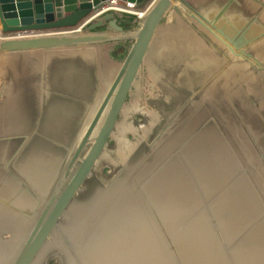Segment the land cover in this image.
Listing matches in <instances>:
<instances>
[{"label":"water","instance_id":"1","mask_svg":"<svg viewBox=\"0 0 264 264\" xmlns=\"http://www.w3.org/2000/svg\"><path fill=\"white\" fill-rule=\"evenodd\" d=\"M106 1L0 0V264H264V0Z\"/></svg>","mask_w":264,"mask_h":264},{"label":"built area","instance_id":"2","mask_svg":"<svg viewBox=\"0 0 264 264\" xmlns=\"http://www.w3.org/2000/svg\"><path fill=\"white\" fill-rule=\"evenodd\" d=\"M146 7L147 6L139 7L134 2L121 1V0H108L100 6L98 11L100 12V11L107 10V9H116V10L134 13L140 16L141 14H143ZM42 32L43 31L29 30V31H17V32L6 33L5 35L6 36H23V35H31L35 33H42Z\"/></svg>","mask_w":264,"mask_h":264},{"label":"crops","instance_id":"3","mask_svg":"<svg viewBox=\"0 0 264 264\" xmlns=\"http://www.w3.org/2000/svg\"><path fill=\"white\" fill-rule=\"evenodd\" d=\"M145 6H148V4H146Z\"/></svg>","mask_w":264,"mask_h":264}]
</instances>
